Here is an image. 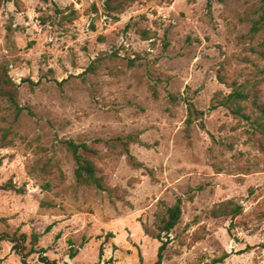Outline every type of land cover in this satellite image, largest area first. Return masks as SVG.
I'll use <instances>...</instances> for the list:
<instances>
[{
  "label": "rangeland",
  "instance_id": "1",
  "mask_svg": "<svg viewBox=\"0 0 264 264\" xmlns=\"http://www.w3.org/2000/svg\"><path fill=\"white\" fill-rule=\"evenodd\" d=\"M235 88L264 106V0H0V186L24 189L0 188V233L29 264H155L180 199L162 264H264V137L212 108ZM69 141L109 191L77 182ZM0 264H22L9 242Z\"/></svg>",
  "mask_w": 264,
  "mask_h": 264
},
{
  "label": "trees",
  "instance_id": "2",
  "mask_svg": "<svg viewBox=\"0 0 264 264\" xmlns=\"http://www.w3.org/2000/svg\"><path fill=\"white\" fill-rule=\"evenodd\" d=\"M49 1V0H44ZM139 0H106V8L108 12H123L126 8L130 7L131 5L135 4ZM90 71L95 70V65H92L89 68ZM1 94V92H0ZM10 94V100L13 103V105L16 107L18 114H20L23 111V108L20 107L12 93ZM173 100H176L173 97ZM250 100V94L246 93L245 91L241 90L240 88H235L233 92L228 95L227 97H224L223 99L219 100L218 104L216 106H213L212 108H216L218 106H223L228 108L232 114L252 125V128L254 131L260 133L264 137V106L262 104H259L257 101H254V105L256 107V111L252 114H249L246 112V107L243 106L244 103L249 102ZM192 118L188 119V124H192ZM9 131L7 130V133ZM131 142H137V139H134L133 136L127 137L126 141L124 142L126 146V153L130 155V149L129 144ZM67 147L71 151V153L74 156L75 162H76V170H75V176L77 179V182L86 187H95L101 191H109V187L107 186V183L105 181V178L103 176H100L98 174V169L96 164L88 159L82 152L86 153H94L98 154V151L95 149H92L87 144H76L75 142L69 141L67 142ZM133 159V157H131ZM0 188L4 190H11L18 193H23V188H18L13 183H8L6 185L0 186ZM47 190L51 188L50 184H47L45 186ZM232 206V212L233 217L238 216L241 214V207L234 205L233 201H229L226 203H223L221 207L230 209ZM183 215V208H182V201L179 199L177 203L167 209L166 215L162 217L158 224V233L156 234L155 238L162 242V245L159 249L158 253V260L155 264H162L164 259V251L167 249L168 243H169V235L171 232L176 228V226L181 222ZM147 235H150L149 232H147ZM167 238V240H165ZM39 240L38 235L33 236V242L36 243ZM28 241V236L26 234L21 235H10L5 233H0V242H9L13 245L14 252L21 258L22 264H29L28 258L31 256L32 252L27 251L26 243ZM38 253H40V262L43 264H58L56 261L50 260L47 256H45L46 250L41 249ZM76 256V253H71V258H74ZM103 256V248L101 250V258ZM226 257H223L219 259L218 261H215V263L223 262ZM141 262L143 263L142 256L140 257ZM101 264V263H98Z\"/></svg>",
  "mask_w": 264,
  "mask_h": 264
},
{
  "label": "water",
  "instance_id": "3",
  "mask_svg": "<svg viewBox=\"0 0 264 264\" xmlns=\"http://www.w3.org/2000/svg\"><path fill=\"white\" fill-rule=\"evenodd\" d=\"M71 261V259H68V262Z\"/></svg>",
  "mask_w": 264,
  "mask_h": 264
}]
</instances>
